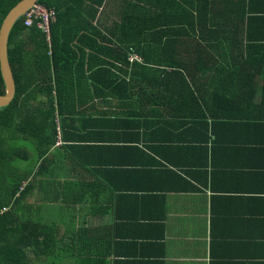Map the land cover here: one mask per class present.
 Returning a JSON list of instances; mask_svg holds the SVG:
<instances>
[{
    "label": "crops",
    "instance_id": "1",
    "mask_svg": "<svg viewBox=\"0 0 264 264\" xmlns=\"http://www.w3.org/2000/svg\"><path fill=\"white\" fill-rule=\"evenodd\" d=\"M231 1L238 11L246 5ZM247 1L264 14V0ZM208 34L223 38V59L209 62L220 76L155 73L144 80L149 104L133 117L118 91L64 114L67 141L83 163L59 136L53 150L62 164L49 170L59 182L79 183L68 190L79 202L64 210L59 264H264V28L254 22ZM181 80L198 88L192 99L179 95ZM187 117L199 119L184 126Z\"/></svg>",
    "mask_w": 264,
    "mask_h": 264
},
{
    "label": "trees",
    "instance_id": "2",
    "mask_svg": "<svg viewBox=\"0 0 264 264\" xmlns=\"http://www.w3.org/2000/svg\"><path fill=\"white\" fill-rule=\"evenodd\" d=\"M20 1L0 0V26ZM38 4L55 12L50 38L38 19L25 25L24 16L13 22L8 36L15 93L9 106L0 108V209L5 208L0 213V264H59L55 259L65 256L61 254L64 210L70 204L78 207V197L70 202L68 190L79 183L59 182L49 170L51 163L62 164V153L53 150L59 136L64 149L83 163L77 148L67 141L65 113L74 117L78 109L90 108L95 99L115 97L118 91V101L133 117L147 108L144 80L155 73L157 79H185L197 71L204 77L220 76L221 70L209 62L223 59L217 52L223 38L208 33L249 29L254 22L264 28V14H254L247 0L241 11L231 0H39ZM191 31L199 33L190 37ZM210 42L215 46L209 48ZM161 87L166 100L173 99L172 85ZM179 87L183 98L192 99L198 91L186 80ZM5 92L0 73V95ZM184 119L185 126L199 118ZM51 188L55 197L50 196ZM84 189L82 184L79 190ZM48 202L56 208L50 221L44 217Z\"/></svg>",
    "mask_w": 264,
    "mask_h": 264
},
{
    "label": "water",
    "instance_id": "3",
    "mask_svg": "<svg viewBox=\"0 0 264 264\" xmlns=\"http://www.w3.org/2000/svg\"><path fill=\"white\" fill-rule=\"evenodd\" d=\"M39 0H21L16 3L13 8L5 15L0 26V73L3 82H5L6 92L4 95H0V108L9 106L14 93L15 84L9 63L7 58V46L8 36L12 28L13 22H15L20 16H23L26 10Z\"/></svg>",
    "mask_w": 264,
    "mask_h": 264
},
{
    "label": "built area",
    "instance_id": "4",
    "mask_svg": "<svg viewBox=\"0 0 264 264\" xmlns=\"http://www.w3.org/2000/svg\"><path fill=\"white\" fill-rule=\"evenodd\" d=\"M25 17L26 25L32 23L33 19H39L38 26L41 27L50 38L51 23L55 19V12L53 10L43 5L35 4L27 10ZM4 209L5 208L0 209V213L3 212Z\"/></svg>",
    "mask_w": 264,
    "mask_h": 264
},
{
    "label": "clouds",
    "instance_id": "5",
    "mask_svg": "<svg viewBox=\"0 0 264 264\" xmlns=\"http://www.w3.org/2000/svg\"><path fill=\"white\" fill-rule=\"evenodd\" d=\"M35 4H38V2H36ZM35 4H33V5H35ZM33 5H32V6H33ZM39 5H42V4H39ZM32 6H30V7H32ZM43 6H44V5H43ZM30 7H29V8H30ZM29 8H28V9H29ZM26 12H27V10L25 11V13H26ZM25 13L23 14V16H24V24H25V19H26V17H25ZM38 21H39V19H38ZM25 25H26V24H25ZM29 25H31V23H30ZM3 83H5V82H3ZM12 100H13V99H12Z\"/></svg>",
    "mask_w": 264,
    "mask_h": 264
},
{
    "label": "rangeland",
    "instance_id": "6",
    "mask_svg": "<svg viewBox=\"0 0 264 264\" xmlns=\"http://www.w3.org/2000/svg\"><path fill=\"white\" fill-rule=\"evenodd\" d=\"M31 150V148L29 149V151Z\"/></svg>",
    "mask_w": 264,
    "mask_h": 264
}]
</instances>
